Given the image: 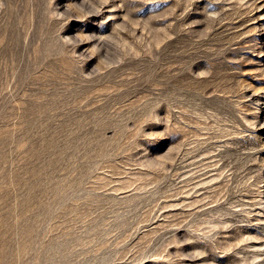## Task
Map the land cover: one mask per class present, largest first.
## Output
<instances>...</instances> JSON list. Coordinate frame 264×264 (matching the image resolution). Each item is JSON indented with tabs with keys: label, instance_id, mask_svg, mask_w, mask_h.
Here are the masks:
<instances>
[{
	"label": "rangeland",
	"instance_id": "rangeland-1",
	"mask_svg": "<svg viewBox=\"0 0 264 264\" xmlns=\"http://www.w3.org/2000/svg\"><path fill=\"white\" fill-rule=\"evenodd\" d=\"M0 264H264V0H0Z\"/></svg>",
	"mask_w": 264,
	"mask_h": 264
},
{
	"label": "bare ground",
	"instance_id": "bare-ground-1",
	"mask_svg": "<svg viewBox=\"0 0 264 264\" xmlns=\"http://www.w3.org/2000/svg\"><path fill=\"white\" fill-rule=\"evenodd\" d=\"M256 245V244H255Z\"/></svg>",
	"mask_w": 264,
	"mask_h": 264
}]
</instances>
